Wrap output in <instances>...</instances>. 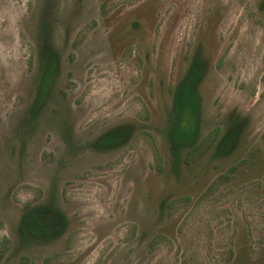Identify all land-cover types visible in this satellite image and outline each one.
Segmentation results:
<instances>
[{"label": "rangeland", "instance_id": "374dc122", "mask_svg": "<svg viewBox=\"0 0 264 264\" xmlns=\"http://www.w3.org/2000/svg\"><path fill=\"white\" fill-rule=\"evenodd\" d=\"M200 49V143L175 168L173 93ZM233 110L248 125L215 157ZM45 206L66 232L25 239ZM0 264H264V0H0Z\"/></svg>", "mask_w": 264, "mask_h": 264}, {"label": "trees", "instance_id": "16d2710c", "mask_svg": "<svg viewBox=\"0 0 264 264\" xmlns=\"http://www.w3.org/2000/svg\"><path fill=\"white\" fill-rule=\"evenodd\" d=\"M43 57L45 67L31 108L34 117L46 104L59 71L60 57L48 44L44 48ZM207 70L208 60L200 49L194 54L188 71L174 89L173 108L169 113L168 139L175 168L180 166L184 152L193 150L200 143L202 94L199 84L206 76ZM248 121V117L237 110L229 114L227 127L215 147V157L229 156L237 149ZM132 132L131 125L119 126L99 137L95 147L109 149L122 145ZM19 230L25 239L50 242L66 232L67 219L64 213L54 206L38 207L25 213Z\"/></svg>", "mask_w": 264, "mask_h": 264}]
</instances>
